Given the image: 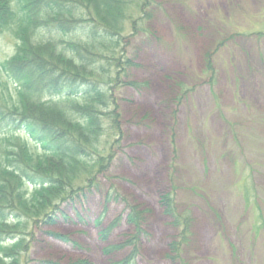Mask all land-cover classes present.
I'll return each mask as SVG.
<instances>
[{
	"label": "rangeland",
	"instance_id": "374dc122",
	"mask_svg": "<svg viewBox=\"0 0 264 264\" xmlns=\"http://www.w3.org/2000/svg\"><path fill=\"white\" fill-rule=\"evenodd\" d=\"M155 1L161 5L151 22L155 39L131 46L139 64L131 77L142 88L118 91L122 133L101 141L104 155L114 154L107 185L146 215L138 264H173L170 245L182 226L173 225L159 203L170 191L179 212L193 220L177 264H264V0ZM16 28L0 36V68L17 50ZM209 56L214 70L207 68ZM0 80L1 106L8 91L15 98L16 84L2 68ZM23 141L42 153L26 134L0 128V156ZM94 199L84 219L69 209L68 221L33 225L21 264H107L124 257L128 249L103 253L94 221L102 216L108 224L125 205L105 210L99 193ZM129 233L122 225L111 242Z\"/></svg>",
	"mask_w": 264,
	"mask_h": 264
},
{
	"label": "trees",
	"instance_id": "16d2710c",
	"mask_svg": "<svg viewBox=\"0 0 264 264\" xmlns=\"http://www.w3.org/2000/svg\"><path fill=\"white\" fill-rule=\"evenodd\" d=\"M160 6L155 0H0V36L17 25L20 40L16 52L1 64L16 84V96L8 91L3 98L0 128L26 134L42 151L35 155L23 141L0 156V264H21L33 225L68 221L69 209L84 219L97 193L105 210L111 204L125 205L108 224L102 216L94 221L106 256L128 249L124 257L107 264H138L146 215L107 185L114 154L104 155L101 141L122 133L118 91L142 88L131 77L132 68L139 65L131 46L155 39L151 22ZM37 31L41 36H35ZM206 65L214 70L211 56ZM159 203L172 224L182 226L168 255L177 264L181 247L192 237L193 220L179 212L174 192L161 194ZM122 225L130 233L112 243ZM48 233L75 244L60 232ZM38 264L92 263L45 259Z\"/></svg>",
	"mask_w": 264,
	"mask_h": 264
}]
</instances>
